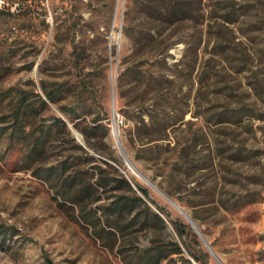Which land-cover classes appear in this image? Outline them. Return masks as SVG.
<instances>
[{
  "label": "rangeland",
  "instance_id": "rangeland-1",
  "mask_svg": "<svg viewBox=\"0 0 264 264\" xmlns=\"http://www.w3.org/2000/svg\"><path fill=\"white\" fill-rule=\"evenodd\" d=\"M5 1L0 264H133L138 250L153 240L183 243L173 220L195 234L186 239L197 256L220 264L186 216L126 165L112 127L114 91L119 135L138 168L172 193L225 264H264V0H188L194 18L175 23L150 19L145 4L152 0ZM42 80L64 84L59 104L108 111L107 143L123 166L114 164L135 187L148 189L166 225L146 227L141 216L114 230L96 219V208L121 192H103L101 201L81 209L58 191L56 179L40 175L64 158L62 148L29 159L10 133L18 90L43 95ZM140 97L155 101L160 113L154 129L132 141L129 116ZM165 110L170 133L162 138ZM52 113L63 116L50 103V110L39 109L38 123H47ZM185 254L200 264L186 249Z\"/></svg>",
  "mask_w": 264,
  "mask_h": 264
},
{
  "label": "trees",
  "instance_id": "trees-1",
  "mask_svg": "<svg viewBox=\"0 0 264 264\" xmlns=\"http://www.w3.org/2000/svg\"><path fill=\"white\" fill-rule=\"evenodd\" d=\"M146 3V13L152 20L175 23L194 18V8L188 0H152ZM9 13L11 14V10ZM74 47V51L77 52V46ZM163 59L167 67V55ZM169 75L170 72L165 73L166 81H172ZM124 78L125 72H122L119 76L120 85L123 84ZM32 85L35 86V83L32 82ZM41 88L43 95L34 89L18 90V103L11 112L14 119L10 133L12 141L18 140V143L27 150L29 159L39 157L37 159L41 160L49 155L52 148H62L60 155L64 158L45 166L42 169L44 172L40 175L44 174L48 181L56 179L59 183L58 191L81 209L101 201L103 192L110 190L121 192L110 196L106 204L96 208L97 212L101 211V215L96 214V219L114 230L122 229L120 225L126 219L130 220L125 227L132 226L141 216L146 227L158 222L166 225L160 212L153 210L149 202L151 199L148 189L140 184L135 187L114 164L116 161L123 166L122 161L107 143V137L111 132L108 111L95 112L91 106L81 102L59 104L64 97L63 83L48 84L42 80ZM1 98L2 96L1 101L5 99ZM149 101L140 97L131 111L129 118L133 120L134 127L128 131V135L132 141L142 139L144 132L154 129L156 117L160 112L156 102ZM50 103L56 104L63 116L52 113L47 123H38L39 109L50 110ZM161 114H163L161 137L164 138L170 133L169 116L167 110ZM69 122L82 135L83 144L77 140ZM149 143L143 142L142 145ZM168 193L172 195L169 191ZM172 225L183 243L176 240L168 242L153 240L149 247L138 250L133 264H193L192 259L186 256L185 249L200 264H208L205 259L195 254L187 242L186 237L195 234L191 230L186 231L185 224L178 220H173Z\"/></svg>",
  "mask_w": 264,
  "mask_h": 264
},
{
  "label": "water",
  "instance_id": "water-1",
  "mask_svg": "<svg viewBox=\"0 0 264 264\" xmlns=\"http://www.w3.org/2000/svg\"><path fill=\"white\" fill-rule=\"evenodd\" d=\"M115 91L113 92L112 95V116H113V131L115 133V121H117V117H116V103H115ZM75 133V132H74ZM76 138L78 141H80L82 144L84 143L82 140V136L80 134H76ZM118 135H119V126H118ZM119 139H120V153L121 156L123 157L124 161L126 162V165L128 166V168H130V164L128 163L129 161L136 167V169L143 174L146 178H148L136 165V163L132 160V158L130 157V155L128 154L121 138L119 135ZM126 157V158H125ZM129 161H128V160ZM150 184L154 187V189H156L162 196H164L175 208H177L182 214H187L185 215L186 218H188V221L191 223L192 227L195 229V231L197 232V234L201 237L202 241L204 242V244L207 246V248L210 250L211 254L214 256V258L220 263V264H225L224 261L219 257V255L216 253V251L214 250L213 246L210 244V242L208 241V239L206 238V236L203 234V232L201 231V229L199 228V226L197 225L196 221L194 220V218H192V216L180 205L178 204L170 195H168L166 192H164L160 187H158L150 178H148Z\"/></svg>",
  "mask_w": 264,
  "mask_h": 264
},
{
  "label": "bare ground",
  "instance_id": "bare-ground-1",
  "mask_svg": "<svg viewBox=\"0 0 264 264\" xmlns=\"http://www.w3.org/2000/svg\"><path fill=\"white\" fill-rule=\"evenodd\" d=\"M115 139H116V141H117V143H118V146H119V148H120V139H119V135H118V124H117V121H115ZM126 158V157H125ZM128 160V159H127ZM129 161V160H128ZM129 164H130V170L132 171V172H134L135 174H137V175H139V176H141L142 178H144L149 184H150V182H149V180H148V178H146L143 174H141L137 169H136V167L129 161L128 162ZM151 185V184H150ZM152 186V185H151ZM153 187V186H152ZM154 188V187H153ZM184 215H187V214H184ZM188 219V218H187Z\"/></svg>",
  "mask_w": 264,
  "mask_h": 264
},
{
  "label": "built area",
  "instance_id": "built-area-1",
  "mask_svg": "<svg viewBox=\"0 0 264 264\" xmlns=\"http://www.w3.org/2000/svg\"><path fill=\"white\" fill-rule=\"evenodd\" d=\"M6 5V1L5 0H0V7L5 6Z\"/></svg>",
  "mask_w": 264,
  "mask_h": 264
}]
</instances>
